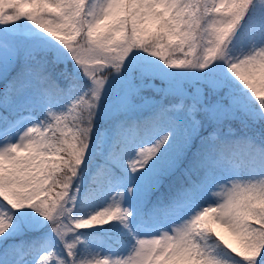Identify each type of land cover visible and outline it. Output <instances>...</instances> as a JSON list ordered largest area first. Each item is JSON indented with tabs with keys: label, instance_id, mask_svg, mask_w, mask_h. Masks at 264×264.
<instances>
[{
	"label": "snow or ice",
	"instance_id": "1",
	"mask_svg": "<svg viewBox=\"0 0 264 264\" xmlns=\"http://www.w3.org/2000/svg\"><path fill=\"white\" fill-rule=\"evenodd\" d=\"M0 264H264V0H0Z\"/></svg>",
	"mask_w": 264,
	"mask_h": 264
},
{
	"label": "trees",
	"instance_id": "2",
	"mask_svg": "<svg viewBox=\"0 0 264 264\" xmlns=\"http://www.w3.org/2000/svg\"><path fill=\"white\" fill-rule=\"evenodd\" d=\"M93 231H96V232L100 233L101 235H103L105 233L116 234L117 232H122L118 224L117 225H106L104 227V229H97V230H93ZM122 238L125 239L126 237H122Z\"/></svg>",
	"mask_w": 264,
	"mask_h": 264
},
{
	"label": "rangeland",
	"instance_id": "3",
	"mask_svg": "<svg viewBox=\"0 0 264 264\" xmlns=\"http://www.w3.org/2000/svg\"><path fill=\"white\" fill-rule=\"evenodd\" d=\"M220 190H221L220 188L217 189V191H220ZM212 199H214V200H219L220 197H218V196H214V197H212ZM108 203H111V200H109ZM119 227H120L121 231H124V230L122 229V226L119 225ZM133 227H135V224L133 225ZM125 237H126V236H125ZM128 239H129L128 237L125 238V240H128ZM122 251H124L125 253H127L128 251H130V246H129V247H126V248H124V249H122Z\"/></svg>",
	"mask_w": 264,
	"mask_h": 264
}]
</instances>
